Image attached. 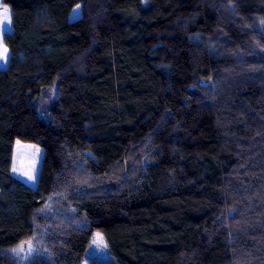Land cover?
Listing matches in <instances>:
<instances>
[{"label":"trees","instance_id":"1","mask_svg":"<svg viewBox=\"0 0 264 264\" xmlns=\"http://www.w3.org/2000/svg\"><path fill=\"white\" fill-rule=\"evenodd\" d=\"M4 8L0 264H84L97 230L112 257L88 264H264V0Z\"/></svg>","mask_w":264,"mask_h":264},{"label":"rangeland","instance_id":"2","mask_svg":"<svg viewBox=\"0 0 264 264\" xmlns=\"http://www.w3.org/2000/svg\"><path fill=\"white\" fill-rule=\"evenodd\" d=\"M81 15L80 7L76 8L70 19H76ZM43 157V149L36 144L17 140L15 144V155L12 165V173L19 179L25 181L30 186L36 187L38 183L39 171L41 168ZM16 168L17 171H13ZM24 172H30L34 174L35 179L30 180L27 176L23 175ZM21 245L23 250L21 251ZM13 254L20 258H34L38 257V250L30 243L21 242L18 246L13 249ZM93 257H97L101 260L109 259L112 257L108 242L105 235L97 230L94 232L93 239L89 244L86 252L84 264H88L89 260Z\"/></svg>","mask_w":264,"mask_h":264},{"label":"snow or ice","instance_id":"3","mask_svg":"<svg viewBox=\"0 0 264 264\" xmlns=\"http://www.w3.org/2000/svg\"><path fill=\"white\" fill-rule=\"evenodd\" d=\"M78 7H79V5L77 6V8ZM0 18H2V22L9 21V19H10L9 10L7 8L0 10ZM5 27H7V24H5ZM7 54H8V49L6 47H0V59H5L7 57ZM13 171H17V169L14 168ZM23 175L27 176L28 179H30V180L35 179L34 174H32L30 172H24ZM20 250L21 251L23 250V245H21Z\"/></svg>","mask_w":264,"mask_h":264}]
</instances>
